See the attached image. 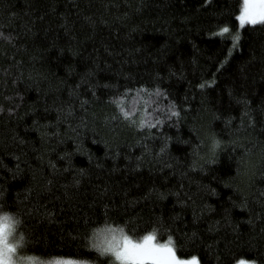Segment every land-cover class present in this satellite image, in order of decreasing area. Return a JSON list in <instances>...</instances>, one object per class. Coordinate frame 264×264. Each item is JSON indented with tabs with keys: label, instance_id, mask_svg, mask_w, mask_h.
Here are the masks:
<instances>
[{
	"label": "trees",
	"instance_id": "1",
	"mask_svg": "<svg viewBox=\"0 0 264 264\" xmlns=\"http://www.w3.org/2000/svg\"><path fill=\"white\" fill-rule=\"evenodd\" d=\"M243 7L0 0V214L24 259L119 264L100 241L123 230L264 264V23Z\"/></svg>",
	"mask_w": 264,
	"mask_h": 264
},
{
	"label": "snow or ice",
	"instance_id": "2",
	"mask_svg": "<svg viewBox=\"0 0 264 264\" xmlns=\"http://www.w3.org/2000/svg\"><path fill=\"white\" fill-rule=\"evenodd\" d=\"M243 5L242 15L239 17L241 21L252 24L264 23V0H243ZM228 32L229 29L225 27L220 35ZM233 39L238 41L239 35H235ZM233 46L235 47V44ZM17 224L19 220L14 219L12 215L0 214V264H13L17 247L10 243V237ZM133 236L135 233L128 235L121 230L120 239L117 241L113 236L115 242H109L103 248L102 254L114 257V261H119L121 264H147L148 261H152V264H181L180 261L175 260V252L171 247L154 243L156 240L154 233L136 239H133ZM168 244H172L171 239Z\"/></svg>",
	"mask_w": 264,
	"mask_h": 264
},
{
	"label": "rangeland",
	"instance_id": "3",
	"mask_svg": "<svg viewBox=\"0 0 264 264\" xmlns=\"http://www.w3.org/2000/svg\"><path fill=\"white\" fill-rule=\"evenodd\" d=\"M243 23H248V22H243ZM115 238L118 241L120 239V236L119 237L117 236ZM100 242H101V246H103V248H104L109 244V242H115V241H113V237H109L107 240L102 239ZM10 243H13L17 247V253L19 254V255L17 254V256L16 255L13 256V264H66V262H71V264H84V263H79V262L62 261V260H52V261H47V262H33L31 260L28 261V260L24 259V257L21 255L20 250H19V246H18L17 241L13 235L10 237ZM18 257L23 259V260H26V261H23V260L21 261V259H19ZM175 260L179 261L176 257H175ZM117 262L119 264H121V262H119V261H117ZM242 262H243V264H255L254 262L245 261V260H242V261L238 262L237 264H242ZM148 263H152V261H148L147 264ZM181 264H197V263L195 261H188L186 263L181 262Z\"/></svg>",
	"mask_w": 264,
	"mask_h": 264
}]
</instances>
